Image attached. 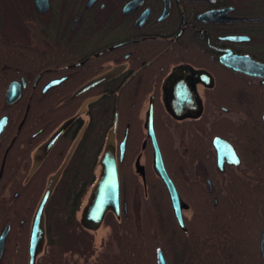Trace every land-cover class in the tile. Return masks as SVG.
Here are the masks:
<instances>
[{
    "label": "flooded vegetation",
    "instance_id": "obj_1",
    "mask_svg": "<svg viewBox=\"0 0 264 264\" xmlns=\"http://www.w3.org/2000/svg\"><path fill=\"white\" fill-rule=\"evenodd\" d=\"M263 8L264 0H0V264H29L35 213L78 149L84 164V151L102 152L111 136L117 171L126 150H139L127 161L146 194L149 166L156 175L150 109L160 150L172 148L178 162L175 178L163 160L165 169L195 201L193 211L180 195V230L194 219L199 264L250 240L253 253L239 246L233 256L231 247L228 257L264 264V72L248 62L264 65ZM88 194L61 264L66 255L68 264H107L119 250L114 235L128 214L120 179L119 214L107 212L95 230L80 223ZM103 224L109 239L98 249ZM45 249L44 235L33 264Z\"/></svg>",
    "mask_w": 264,
    "mask_h": 264
},
{
    "label": "trees",
    "instance_id": "obj_2",
    "mask_svg": "<svg viewBox=\"0 0 264 264\" xmlns=\"http://www.w3.org/2000/svg\"><path fill=\"white\" fill-rule=\"evenodd\" d=\"M259 12L264 13V8ZM84 152L86 163L81 162L82 150L78 149L76 155L79 160L64 167L45 205L43 225L46 249L41 256V264H61L68 230L78 223L77 214L84 196L96 181L101 149L89 147ZM138 152L139 150H126L125 160L118 165L120 196L127 201L128 214L120 219L123 224V235L119 237L114 235L119 250L115 252L113 259L107 261V264H156L157 247L161 248L170 264H199L194 219L187 221L189 231L184 234L174 219L166 190L150 166L146 175V194H144L143 186L135 180L130 171V162L127 161ZM143 152L145 154V151ZM161 153L170 173L174 171L172 175L175 178L178 162L175 160L174 150L162 147ZM147 157L150 160V155ZM174 162L177 163L176 166L173 165ZM123 168L124 172L121 171ZM176 183L179 185L178 181ZM180 195L194 211V198L183 193ZM111 221L112 223L117 221L113 215ZM131 224L132 226H129ZM239 246L248 248L253 253L254 245L250 240L249 247L245 244L230 246L233 256L238 252ZM229 249L226 247L225 251L217 252L216 259L205 258L203 264H248L247 260L244 263L238 259L230 260ZM243 253L246 255L245 252ZM249 264H258V261L252 257Z\"/></svg>",
    "mask_w": 264,
    "mask_h": 264
},
{
    "label": "water",
    "instance_id": "obj_3",
    "mask_svg": "<svg viewBox=\"0 0 264 264\" xmlns=\"http://www.w3.org/2000/svg\"><path fill=\"white\" fill-rule=\"evenodd\" d=\"M252 64L254 69L259 72H264V65L255 63L253 61H248ZM256 72V71H254ZM258 74V73H254ZM13 84L10 85L9 90ZM16 90L14 94H19V86H15ZM4 120H0V131L4 126ZM147 136L150 137L152 142V166L156 176L162 182L166 193L168 195V199L171 205V209L174 215V218L180 229L185 230L184 219L182 215V211L187 207L185 202L179 195V192L168 175L161 150L157 143V139L153 130L152 124V111L151 109L148 112L147 117ZM111 136L108 137L106 146L102 150L98 165L99 172L97 174L96 181L92 185L89 190V194L87 196L86 202L81 210L80 214V223L88 228L95 230L101 226L104 221L105 215L107 212L111 211L114 214H119L120 208V197H119V179H118V171H117V160L115 155V150L111 146ZM124 153V141L121 143L119 160L121 161ZM61 170V169H60ZM60 170L57 174L53 176V178L49 181V185L41 199L40 205L35 213L31 236H30V258L29 264H33L34 257L36 251L40 248V246L44 242V225H43V209L49 198L52 187L57 179V176L60 173ZM124 209L126 210V204H124ZM264 233V230H263ZM263 235V234H262ZM156 264H169L162 250L158 247L155 251Z\"/></svg>",
    "mask_w": 264,
    "mask_h": 264
},
{
    "label": "rangeland",
    "instance_id": "obj_4",
    "mask_svg": "<svg viewBox=\"0 0 264 264\" xmlns=\"http://www.w3.org/2000/svg\"><path fill=\"white\" fill-rule=\"evenodd\" d=\"M110 216H107L105 222L107 223ZM109 227L107 224H103L102 227L99 229L98 231V235H96L95 237V246L99 249L100 248V243L103 242V241H107L109 239ZM66 245V244H65ZM97 249V251H98ZM70 259L68 258V256L66 255L65 256V264L67 263H70L69 261Z\"/></svg>",
    "mask_w": 264,
    "mask_h": 264
}]
</instances>
